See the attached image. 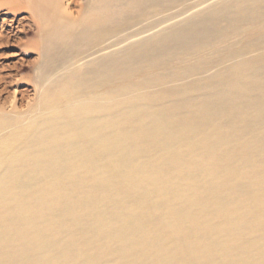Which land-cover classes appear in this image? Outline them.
<instances>
[{"label":"bare ground","instance_id":"6f19581e","mask_svg":"<svg viewBox=\"0 0 264 264\" xmlns=\"http://www.w3.org/2000/svg\"><path fill=\"white\" fill-rule=\"evenodd\" d=\"M10 8L37 59L0 107V264H264V0Z\"/></svg>","mask_w":264,"mask_h":264},{"label":"rangeland","instance_id":"374dc122","mask_svg":"<svg viewBox=\"0 0 264 264\" xmlns=\"http://www.w3.org/2000/svg\"><path fill=\"white\" fill-rule=\"evenodd\" d=\"M11 5L13 0H0V77L7 75L0 79V107L10 108L16 101V107L23 108L33 97L30 78L37 53L32 47L37 36L28 11Z\"/></svg>","mask_w":264,"mask_h":264}]
</instances>
